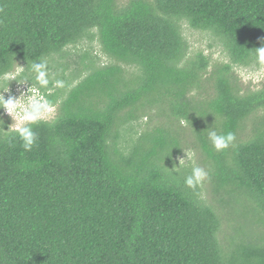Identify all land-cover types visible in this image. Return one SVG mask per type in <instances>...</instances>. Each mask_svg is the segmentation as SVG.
<instances>
[{"label":"trees","instance_id":"obj_1","mask_svg":"<svg viewBox=\"0 0 264 264\" xmlns=\"http://www.w3.org/2000/svg\"><path fill=\"white\" fill-rule=\"evenodd\" d=\"M95 39L117 64L82 54L62 103L40 88L60 108L31 151L0 108V264H264V83L234 72L264 65V0H0V81ZM213 129L234 144L216 151ZM192 141L208 175L188 187Z\"/></svg>","mask_w":264,"mask_h":264},{"label":"rangeland","instance_id":"obj_2","mask_svg":"<svg viewBox=\"0 0 264 264\" xmlns=\"http://www.w3.org/2000/svg\"><path fill=\"white\" fill-rule=\"evenodd\" d=\"M127 1L128 0H122V3H125ZM184 33L188 38L189 42L192 44L193 50L194 51L203 50L207 56H210L213 64L228 62V59L226 58L225 54L222 51L221 45L218 43L217 39L214 36H212L210 33L190 30L187 27L184 29ZM67 51L69 55L65 59H60L59 57H56L55 59L56 62L54 64L53 63L50 64L51 61L45 60L48 65V69L51 67V69H49L50 79L51 78L53 79L57 74L64 75V69H62L59 66V68L61 69L58 70L57 68L58 63L69 64V68L65 72V75L67 76H65L66 81L63 82V87L54 86V88L51 89V91L49 92V95L54 96V98L60 103H62V101L64 100L63 98L70 91L69 81H68L69 79L67 77H70L71 76L70 74L72 72H75L77 67L76 65L74 66L72 64H77L78 62L77 60L80 58L82 54L88 52L97 65L117 64V62H115L113 59H111L109 56L105 55L102 52L101 45L97 39H95L94 41L87 40L76 47L73 46L69 47ZM18 65L25 68L23 72H26V76H23L22 80H18V77L20 75L17 76L16 80L10 81L8 79H2L0 81V94H2L5 99H8L10 97L18 98L22 94L21 99L26 101L27 96L23 94H27L28 91V95H31L32 89L30 88L28 90V88L31 87L32 85L33 88L38 89L41 95H43L48 100L47 94L43 92V90H41L39 86L36 84V81L34 79L35 74L31 70H29L30 69L29 66L24 62L19 63ZM234 72H235V76L239 80V83L243 85L246 88V90H259L262 88V84L264 83V65L261 68L255 66L250 68H235ZM29 78H31V80L34 81H30V82L27 81ZM72 84H73L72 86H75L77 82L73 81ZM59 108H60L59 104L54 106V111L49 115V117L46 120L47 121L55 120L59 114ZM3 110H4L3 114L1 111L2 116L4 118L6 117L10 118L9 120H10L11 128L14 129L16 123L15 119L12 118L11 115L8 114L5 109ZM149 124H150L149 118H144L143 121H141L142 126H137L135 130L141 131L143 130L144 127L148 126ZM249 133H250V125H248L247 123V128L244 132L243 138H245ZM205 159H206L205 156L198 149L193 147V141L191 142L189 147L185 146L183 150V154L177 157V161L179 163L182 160L180 164L188 165L193 168L200 167L202 169L205 168L204 166ZM206 180L207 177L203 181L205 182ZM225 229L229 231V228L225 227ZM221 240L223 243H225L226 237L222 235Z\"/></svg>","mask_w":264,"mask_h":264},{"label":"clouds","instance_id":"obj_3","mask_svg":"<svg viewBox=\"0 0 264 264\" xmlns=\"http://www.w3.org/2000/svg\"><path fill=\"white\" fill-rule=\"evenodd\" d=\"M258 60L264 62V47L258 49ZM24 70V67L17 64L15 71L6 73L3 78L10 81L16 80L17 76H19ZM31 71L35 74L34 79L39 88L47 89L50 83H53L55 87H63L62 81L50 80L46 61H39V63L36 61L33 62L31 65ZM30 88L32 89L31 95H28V91L27 94H23L27 96L26 101L21 99L22 94L18 98L10 97L8 99H5L4 96L0 94V108L5 109L6 112L15 119L16 123L14 130L22 140V146L25 151H31L38 140L37 134L32 130L30 125L41 120H46L54 111V107L43 95H41L38 89L33 88L32 85L28 90ZM208 139L213 148L220 152L227 150L234 144L235 134L232 132L219 133L213 129L208 132ZM207 175L208 174L204 169L194 167L191 175L186 177L185 184L188 187H194L205 180Z\"/></svg>","mask_w":264,"mask_h":264}]
</instances>
